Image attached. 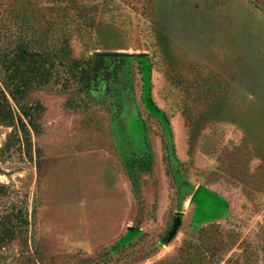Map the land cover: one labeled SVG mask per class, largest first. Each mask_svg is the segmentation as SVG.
I'll return each instance as SVG.
<instances>
[{"label": "rangeland", "instance_id": "1", "mask_svg": "<svg viewBox=\"0 0 264 264\" xmlns=\"http://www.w3.org/2000/svg\"><path fill=\"white\" fill-rule=\"evenodd\" d=\"M102 1L76 68L61 10L0 0V264H264V0Z\"/></svg>", "mask_w": 264, "mask_h": 264}, {"label": "trees", "instance_id": "2", "mask_svg": "<svg viewBox=\"0 0 264 264\" xmlns=\"http://www.w3.org/2000/svg\"><path fill=\"white\" fill-rule=\"evenodd\" d=\"M45 1L46 3H50L48 8L52 7L51 9H55L56 11L61 10L62 12H59L58 14L60 15V19L57 17L59 19L57 21H60L61 24L59 32V36L61 38L59 40L67 43L68 48L55 47V52H57L62 59L72 60L74 67L78 68L80 63H78V61L71 56L69 42L74 35L80 34L82 36L91 28L90 26H93L94 23H91V20L94 21L93 16H95L94 13L96 14V11L93 9L95 0H74V2L73 0ZM102 2L103 3L101 5H98L101 17H103V20L109 21V19L114 16V11L118 9V7L114 4V0H103ZM74 3L76 4L74 5ZM61 21H63V24ZM53 51L54 50L52 48H49L48 50V48L46 49V47L43 46H41V49H38L34 47L32 41L29 40V44H20L12 56L11 54L4 52L3 58L6 61L5 63L7 68L14 71L8 76V79L11 82H14L15 87L11 92L17 100L19 95L22 96V94L28 90L27 88H30L34 82L42 81L47 77V75L52 74L49 71L50 68L48 65L49 57ZM26 75L29 78L27 82L24 81ZM18 78L25 83H18Z\"/></svg>", "mask_w": 264, "mask_h": 264}, {"label": "water", "instance_id": "3", "mask_svg": "<svg viewBox=\"0 0 264 264\" xmlns=\"http://www.w3.org/2000/svg\"><path fill=\"white\" fill-rule=\"evenodd\" d=\"M100 55L135 57V56H141L143 55V53H133L129 51H108V52H101Z\"/></svg>", "mask_w": 264, "mask_h": 264}]
</instances>
